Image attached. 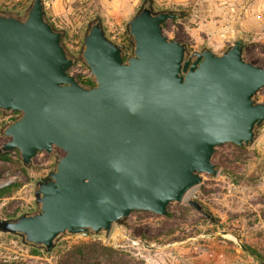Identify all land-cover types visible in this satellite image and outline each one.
<instances>
[{
	"label": "water",
	"instance_id": "95a60500",
	"mask_svg": "<svg viewBox=\"0 0 264 264\" xmlns=\"http://www.w3.org/2000/svg\"><path fill=\"white\" fill-rule=\"evenodd\" d=\"M146 1L125 23L127 57L100 16L87 22L73 60L44 0H31L25 17L0 11V110L19 112L0 128L8 137L0 153L17 150L29 168L39 151L64 152L36 180L39 209L0 218L1 233L49 252L63 236H107L114 224L127 229L134 210L167 215L202 173L216 176V146H248L258 136L264 65L243 57L244 38L221 54L190 52L163 32L176 10ZM76 61L88 66L92 85L68 73ZM188 204L209 216L199 201Z\"/></svg>",
	"mask_w": 264,
	"mask_h": 264
},
{
	"label": "rangeland",
	"instance_id": "374dc122",
	"mask_svg": "<svg viewBox=\"0 0 264 264\" xmlns=\"http://www.w3.org/2000/svg\"><path fill=\"white\" fill-rule=\"evenodd\" d=\"M30 1L0 0V11L25 17ZM142 2L44 0L47 18L64 29L63 42L70 52L82 48L87 22L96 16L101 17L109 38L122 41L126 21ZM153 5L186 13L166 20L163 32L184 42L190 52L207 47L221 54L242 36L243 57L264 65V0H153ZM68 73L81 77L89 68L75 65ZM257 99L264 102V87ZM7 139L0 133V146ZM63 154L59 148L52 154L39 151L29 168L23 165L26 171L12 161L14 151L11 160L0 159V187L20 183L10 196L0 197V218L31 212L33 180L52 169L54 159ZM212 161L218 167L216 176L202 173L201 182L190 189L208 217L188 204L186 194L183 201L168 204L167 215L134 210L127 229L114 224L107 236H63L49 252L39 247L33 251L17 235L0 232V264H204L212 257L218 263L211 264H264L240 247L242 243L257 250L264 260V124L248 146H216Z\"/></svg>",
	"mask_w": 264,
	"mask_h": 264
},
{
	"label": "flooded vegetation",
	"instance_id": "af4514ba",
	"mask_svg": "<svg viewBox=\"0 0 264 264\" xmlns=\"http://www.w3.org/2000/svg\"><path fill=\"white\" fill-rule=\"evenodd\" d=\"M142 4V3H141ZM148 4V0L144 3V6H146ZM141 6V5H140ZM140 8V7H139ZM186 13L185 12H182V11H180V10H176V15H177V17H179V16H183V15H185ZM20 17H23V16H21V15H19ZM176 18V17H175ZM173 19V18H172ZM87 28V27H86ZM122 36H123V39H122V41H120L119 43H124L125 45H126V48L124 49V51H123V54H124V57H127V56H130V55H132V46L129 44V40H131L132 39V36L129 34V32L127 31V30H125V31H123L122 32ZM82 49V48H81ZM81 49H79V50H77V52H70L69 50H67L68 51V54L73 58V60H78L79 58H80V56H81V53H80V51H81ZM202 49V48H201ZM75 65H80V66H84L85 64L84 63H81V62H74L73 64H72V66H75ZM87 66V65H86ZM71 67V66H70ZM74 75H76L79 79H80V81L83 83V84H85L86 86H90V85H92L94 82H93V80L89 77V79H90V82H88V81H86L85 79H82L78 74H74ZM0 112H2L1 110H0ZM13 116H17V115H19V112H17V111H15V112H13V114H12ZM7 121V120H6ZM6 121H4V122H2V123H5ZM243 146H246V145H243ZM36 180L37 179H34L33 180V185L35 186V187H37V185H36ZM39 209V206H35L34 205V208L31 210V212H34V211H36V210H38Z\"/></svg>",
	"mask_w": 264,
	"mask_h": 264
},
{
	"label": "trees",
	"instance_id": "16d2710c",
	"mask_svg": "<svg viewBox=\"0 0 264 264\" xmlns=\"http://www.w3.org/2000/svg\"><path fill=\"white\" fill-rule=\"evenodd\" d=\"M86 81L90 82L89 77L85 78ZM237 147H240L238 145H236ZM15 152L16 153V158L15 160H12L15 164H17V166L22 170V171H26V168L23 166L20 158H19V153L17 150H12L10 152L7 153H0V159L2 160H11L10 157V153L11 152ZM20 185V183L18 182H11L8 184L3 185L2 187H0V197H7L10 196L12 191L15 190L18 186ZM84 246V245H83ZM253 251V256L256 260L260 261L261 263H263V259L261 257V255L257 252V250L250 248ZM33 251H37L36 248H32Z\"/></svg>",
	"mask_w": 264,
	"mask_h": 264
},
{
	"label": "built area",
	"instance_id": "2783aa9c",
	"mask_svg": "<svg viewBox=\"0 0 264 264\" xmlns=\"http://www.w3.org/2000/svg\"><path fill=\"white\" fill-rule=\"evenodd\" d=\"M89 74L90 73H88V74H86V75H82L81 76V78L82 79H85V78H87V77H90L89 76ZM18 116V115H17ZM17 116H13V115H11V116H3V115H0V121H2V122H4V121H6V122H10V121H12V120H14ZM5 122V123H6ZM5 123H3V124H5ZM189 192V193H188ZM186 194H188V200H190V199H196L197 198V195H196V193H194L193 191L192 192H190V190L188 191ZM185 194V195H186Z\"/></svg>",
	"mask_w": 264,
	"mask_h": 264
},
{
	"label": "crops",
	"instance_id": "0c3cea01",
	"mask_svg": "<svg viewBox=\"0 0 264 264\" xmlns=\"http://www.w3.org/2000/svg\"><path fill=\"white\" fill-rule=\"evenodd\" d=\"M213 260H214V258L212 257L211 262H206V263H204V264H211V263H213V262H212ZM214 263H218V262L214 260Z\"/></svg>",
	"mask_w": 264,
	"mask_h": 264
}]
</instances>
